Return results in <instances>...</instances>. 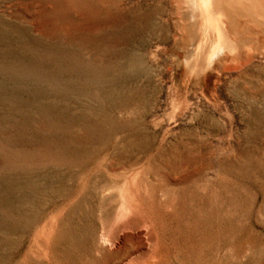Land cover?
<instances>
[{
	"label": "rangeland",
	"instance_id": "374dc122",
	"mask_svg": "<svg viewBox=\"0 0 264 264\" xmlns=\"http://www.w3.org/2000/svg\"><path fill=\"white\" fill-rule=\"evenodd\" d=\"M235 37L198 72L182 0H0V264H264V23Z\"/></svg>",
	"mask_w": 264,
	"mask_h": 264
},
{
	"label": "bare ground",
	"instance_id": "6f19581e",
	"mask_svg": "<svg viewBox=\"0 0 264 264\" xmlns=\"http://www.w3.org/2000/svg\"><path fill=\"white\" fill-rule=\"evenodd\" d=\"M182 2L193 36L196 59L200 64L198 72L212 67L218 58L237 53L238 48L234 51L232 48L236 42V23L240 16L264 23V0H182ZM231 66L228 62L225 64V68Z\"/></svg>",
	"mask_w": 264,
	"mask_h": 264
}]
</instances>
